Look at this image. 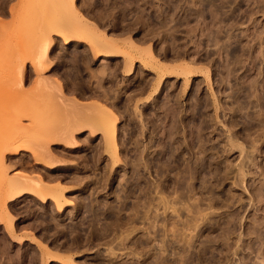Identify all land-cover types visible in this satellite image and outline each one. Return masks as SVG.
<instances>
[{
  "label": "rangeland",
  "instance_id": "obj_1",
  "mask_svg": "<svg viewBox=\"0 0 264 264\" xmlns=\"http://www.w3.org/2000/svg\"><path fill=\"white\" fill-rule=\"evenodd\" d=\"M177 1L186 12L172 10ZM199 3L198 0H0V149L2 145L6 148L15 142L30 144L32 152L41 153L44 149H40L38 142L42 136H48V121L50 124L62 122V126L71 121V135L76 133L74 130H80V134L76 133V149L51 145L57 159L63 161L53 169L37 163L30 152L32 148L16 155L7 153V167L5 170L0 167V194L7 180L17 175L36 179L42 176L46 184L56 186L60 183L67 189L64 199L68 200V207L62 214L63 209H58L54 202L42 203L32 194L7 201L5 206L0 202V264H157V259L163 258L166 260L163 264H177L183 260L179 252L189 247L186 241L190 239L194 240L192 247L197 255L206 247V254L201 253L202 264H264V239L260 240L264 238V129L263 126V132L257 129L259 122L264 120V109L262 112L257 108L249 110L258 117L255 122L246 119L245 111L238 114L242 118L231 112L238 86L248 89L252 81L258 80L259 91L264 94V0H218L219 13L209 4L205 9L200 8ZM171 31H174L176 43L168 40L165 44L160 39L162 35L171 39ZM65 34L71 38L69 40L74 38L73 42H65ZM216 34L219 36L217 43L213 41ZM97 40L109 42V48L116 53L95 55L89 45ZM131 43H135V47ZM46 44H50V63L42 60ZM165 46H169L166 58L163 56ZM149 48L155 50L157 63L149 60L146 52ZM174 50L185 56L176 59ZM128 60L134 67L131 74L125 73ZM156 64L164 70L157 69ZM184 65L194 69V73L181 75L178 70ZM160 81L165 86L157 98L155 88ZM191 89L199 90L198 97L192 98ZM198 99L201 103V108L197 106L195 111L198 115L193 113L192 117L188 113L185 121L194 118L195 123L205 121L209 124L202 133L196 128L193 134L187 131V139L196 143L192 156L203 159L206 165L200 179L205 182L206 189L182 199L180 190L166 184L169 182L155 169L146 173L145 182L141 183L145 189L152 190L148 198L140 187L126 185L138 158L136 141L139 140L144 148L154 134L151 147L159 149V141L166 137L162 117L167 116L171 123L176 118V106H181L180 109L185 106L188 111L199 104ZM155 105L157 111L152 110ZM109 111L118 119L121 156L128 164L125 166L123 160L113 167V172L118 168L126 169L125 175L121 172L124 176L121 173L120 177L116 176L125 179L123 182L122 179L106 182L104 179L109 176V172L107 175L105 172L112 165L110 150L105 144ZM141 111H147L145 120L152 127L159 125L161 128L150 130L148 123V129L142 134ZM157 115H161V119ZM234 117L237 123L232 128L230 122ZM246 122L255 125L249 138ZM171 136L169 140L174 146L178 145L177 141L183 142L184 136L175 135L174 129ZM202 140L207 144V154L199 153L198 142ZM232 141L238 146L231 152ZM186 152L188 160L191 154ZM86 154H90L89 157ZM251 158L255 160L253 163L249 161ZM85 164L87 168L91 164L93 170L90 166L89 171L84 170L83 166L87 169ZM218 168L222 173L221 185L213 177ZM82 178L92 179L96 187L91 180L88 183L85 179V182L80 181ZM122 184L127 186L128 192L121 193L128 207L123 213L125 223L122 224L127 229H124L125 234L130 235L126 247L120 246L113 234L108 235L109 240L93 239V233L96 237L102 233L104 223L112 226L111 221L102 218L98 228L96 225L93 230L88 226L92 215L87 208L85 210V205L79 211L74 205L81 198L82 202H89L94 195V200L100 201L96 211L115 208L117 194L125 188ZM161 184H166V195L157 190ZM87 195L88 201L83 198ZM163 197L170 202V209L165 213L162 207L154 206L145 218L146 200L153 198L158 203ZM197 206L201 214L196 213L199 212ZM132 219L136 223H130ZM254 231L257 234H253ZM111 252L118 260H110Z\"/></svg>",
  "mask_w": 264,
  "mask_h": 264
},
{
  "label": "bare ground",
  "instance_id": "obj_2",
  "mask_svg": "<svg viewBox=\"0 0 264 264\" xmlns=\"http://www.w3.org/2000/svg\"><path fill=\"white\" fill-rule=\"evenodd\" d=\"M198 1H200L201 2V4H200V8H203V9H205L206 7L205 6H208V4H209V0H198ZM218 0H211L210 1V4H209V6L211 7H214L215 8V10H219V6H218V4L216 3ZM220 1V0H219ZM186 3V2H185ZM182 4L181 3H179V1H177V2H175V4H174V7H172V10L174 9V11L176 12V11H179V10H184L183 8H182V6H181ZM201 5H202V7H201ZM118 9V8H117ZM206 10H208V9H206ZM214 10V9H213ZM214 10V11H215ZM170 11H171V9H170ZM187 10H184V12H186ZM203 11V10H202ZM201 10H200V12H202ZM209 11V10H208ZM211 11V10H210ZM216 11V12H217ZM204 12V11H203ZM202 12V13H203ZM207 12V11H206ZM190 13V12H189ZM202 13H200V15L202 16ZM218 13H219V11H218ZM124 14V13H123ZM217 14V13H216ZM218 15V14H217ZM125 16V15H124ZM205 17V16H204ZM202 18V17H201ZM163 23V22H162ZM199 23V22H198ZM164 27L163 25H160V28H162V27ZM156 28H158V26L156 27ZM215 29V28H214ZM157 30V29H156ZM175 31V30H174ZM174 31H171V33L173 32V34H171V35H173L172 37H170L171 39H168L169 37L166 35V36H163L162 35V39H160V40H162V42H164L165 44H167L168 43V40H171V43H173V44H175L176 43V38H174ZM221 31V30H220ZM154 33H156V32H154ZM158 33V32H157ZM164 34V33H163ZM161 35V34H160ZM159 35V36H160ZM170 35V36H171ZM217 35V34H216ZM214 36L215 38H213V41L215 42V43H217V40H218V38H219V36L217 35V36ZM63 38H65L64 40H65V42H67L68 41V43H69V41H72L74 38H72V40H69V39H71V38H69L68 37V35L67 34H65L64 35V37ZM76 41H78V40H76ZM73 42V41H72ZM67 43V44H68ZM160 43H161V41H160ZM163 43V44H164ZM214 43V44H215ZM172 44V45H173ZM131 45H132V43H131ZM134 45H135V43H134ZM134 45H132V46H134ZM89 46H91V48H92V51H93V53L96 55H98V54H106V55H110L111 53L112 54H115L116 52L115 51H113L112 50V47H111V49L109 48L110 46H109V42H106L105 40H102V41H93ZM167 46V45H166ZM165 46V48L163 49V53H164V58H166V57H168L167 56V54H168V47L170 46H168V47H166ZM135 47V46H134ZM152 48H149L146 52L148 53V55L150 56V58H149V60H151L153 63H157V61H158V59H157V57H156V54L153 52V51H155V50H151ZM178 49V48H177ZM44 51H43V54H44V56H43V59L42 60H46V62L48 63H50V61L48 60L49 58H50V56H49V50H50V44H49V46H48V44H46V47L43 49ZM159 51V50H158ZM174 51H176L175 52V58L177 59V58H182V57H184L185 55L184 54H182L181 53V51H177V50H174ZM184 52V51H183ZM118 54V53H117ZM220 54V53H219ZM158 55V54H157ZM162 56V55H161ZM241 56H242V54H241ZM82 57V56H81ZM108 57H111V56H108ZM156 57V58H155ZM262 58H264V55H263V57ZM170 59V58H169ZM238 59V58H237ZM241 59V58H240ZM151 61H150V63H151ZM192 62V61H191ZM243 63V62H242ZM78 64V63H77ZM146 64V63H145ZM148 64V63H147ZM147 64H146V66H147ZM159 64V63H158ZM156 66H158L157 64H156ZM149 67H153V66H149ZM157 69H162L161 67H159L158 66V68ZM67 70V69H66ZM65 70V71H66ZM108 70V69H107ZM162 70H164V69H162ZM63 71H64V69H63ZM180 73H181V75H183V76H188V75H190V74H192V73H194V69H189L186 65H184V66H182L179 70H178ZM67 73H68V71H66ZM105 69L103 70V72H101L102 74L101 75H103V74H105ZM134 72V67H133V64L132 63H130V61L128 60L127 61V65H126V71H125V73L126 74H131V73H133ZM70 73V72H69ZM68 73V74H69ZM109 73V72H108ZM261 73V72H260ZM68 74H66V77H67V75ZM107 74V73H106ZM261 74H263V72L261 73ZM61 75V74H60ZM65 75V74H64ZM76 75H78L77 73H76ZM111 75V74H110ZM94 76H96V75H94ZM104 76V75H103ZM68 77H69V75H68ZM71 77V76H70ZM70 77H69V79H70ZM77 78L79 77V76H76ZM81 77V76H80ZM97 77V76H96ZM72 78V77H71ZM102 78V77H101ZM67 79V78H66ZM68 79V81H70ZM85 79V78H84ZM89 80V79H88ZM84 81H87V79L86 80H84ZM78 82V81H77ZM105 82V81H104ZM48 83V82H47ZM76 83V82H75ZM81 83V82H80ZM100 83V82H99ZM50 84V83H49ZM103 84V83H102ZM105 84V83H104ZM260 83H258V80H254V81H252L251 83H250V87L248 88V89H246V88H244L243 87V85H241V86H238L237 87V91H238V93H237V96H236V98H235V100H234V107H233V109L231 110V112H233L234 113V116H239L238 114H240L241 115V113L243 114V112L245 111V116H246V119L247 118H249L250 120H251V122L252 121H254L255 122V120H257L258 119V117H256V115L254 116L253 114H251L250 113V111L249 110H251L252 108H254L253 110H256V108L257 109H262L261 110V112L263 111V109H264V106H263V103L264 102H262L261 103V100H263L264 99V94H261L260 93V91H259V87H260V85H259ZM263 85V84H262ZM77 87H79V86H81V87H83L81 84L80 85H76ZM75 86V87H76ZM84 86H85V84H84ZM100 86V85H99ZM164 86L165 85H161V81L160 82H158V84H157V86H156V88H155V91H156V95H157V98H159V96L161 95V92L162 91H164ZM101 87V86H100ZM80 89H82V88H80ZM77 90V89H76ZM112 90V89H111ZM61 91V93L63 94V91L62 90H60ZM78 91V90H77ZM79 91H81L82 92V90H79ZM78 91V92H79ZM113 91V90H112ZM111 91V92H112ZM154 91V92H155ZM199 91V90H198ZM198 91L196 92V89H191V91H190V95L192 96V98H195V96H197L198 94ZM104 92V91H103ZM64 95V94H63ZM163 95H164V93H163ZM240 95H243L242 97H243V100L241 99V97H240ZM170 96V95H169ZM191 96H190V98H191ZM198 97V96H197ZM106 98V97H105ZM161 98V97H160ZM244 98H245V100H244ZM256 99L255 101H251V99ZM175 99V98H174ZM132 100V99H131ZM130 101V100H129ZM198 102H199V104L198 105H196V107H193V108H190V110L188 109V111H187V108L185 107V106H183V109H180L179 107H181V106H179L178 105V103H177V105L178 106H176V107H178V108H176L175 109V114L174 115H176L175 117V120L173 121L174 122V124H173V126H172V123L173 122H171L170 123V121H169V119H168V117L166 116L165 118H163L162 117V119H163V124L162 125H164V133H166V137H165V139H163V140H160L159 141V143L160 144H158V147H159V149H156V147H155V149H152V147H151V144L153 143V137H154V134H151L153 137L151 138V140L150 141H148V143L149 144H147L146 146L144 145L143 147L144 148H141V142L139 141V140H137L136 141V144H137V153H135V154H137L138 155V158H137V155H136V162H135V164L132 166V169H131V172L130 173H132V175H131V177H129V180H128V178H127V180H126V182H127V184L126 185H128V184H130V186H133V187H135L136 189H137V187H140V191L145 195V197H149L150 195H151V193H152V190H151V188L149 187V188H147V189H145L142 185H141V183L144 181L145 182V180L144 179H146V173H151L154 169L156 170H154L159 176H161V177H165L166 178V180H167V182H169V183H166V184H169V185H172L175 189H177V191L178 190H180V193H181V196H180V198L182 197V199L183 198H186L187 196H190V195H193V194H196L197 192H200L201 190H205L206 189V186H204L203 187V185H205V182L204 181H201L200 182V179H201V174H203L204 172L203 171H206V165H205V163H204V161H203V159H201V158H199V157H197V156H192L193 154L192 153H194V151H193V148H194V146H195V142H193V140L191 141L190 139H187L188 138V136H187V134H188V132L190 131V133H192L193 134V129L194 128H196V130H199V132L200 133H202V131H204L206 128H208L209 127V124H205L204 122H201L200 124L197 122V123H195L196 121H195V119L194 118H190V120L188 121H185V117L187 116L186 114H188V113H190V115H192V117H193V113L194 114H197V113H195V111H196V108H198L197 106H201V103H200V100L198 99L197 100ZM131 102V101H130ZM156 102L158 103L159 102V99H158V101L156 100ZM155 102V103H156ZM175 103V104H176ZM188 103V102H187ZM154 105V104H153ZM157 105V104H156ZM156 105L155 106H153L154 108L152 109V110H154L155 109V107H156ZM128 106V109L130 108L129 107V105H127ZM158 106H159V104H158ZM188 107V106H187ZM158 108V107H157ZM201 108V107H200ZM126 109V108H125ZM128 109H127V113H128ZM131 109V108H130ZM156 111H157V109H155ZM160 110V109H159ZM158 110V111H159ZM148 111V110H147ZM146 111V112H147ZM145 111L143 112V111H141L139 114H140V117H143L144 119L142 120V131H141V133L143 134L144 133V129H148V127H149V125H148V123L150 124V122H147L145 119H146V116H145V113H146ZM255 112V111H254ZM261 112H259L260 114H261ZM130 113V112H129ZM159 114H160V111L158 112ZM199 113V112H198ZM256 113V112H255ZM132 114V113H131ZM147 114H149V113H147ZM208 114V113H207ZM162 115V114H161ZM161 115H157L158 116V118H159V116H161ZM182 115V116H181ZM198 115V114H197ZM200 115V114H199ZM149 115H147V117H148ZM196 115H194V117H195ZM261 116V115H260ZM259 116V117H260ZM263 116H264V114H263ZM108 117H109V122H108V124H107V131H106V133H105V144H106V149H108V151L110 150V153H109V155L111 156V159H112V165H111V167H108V171L107 172H105V175H107L108 174V172H109V176H105V175H103V176H105L104 177V179H105V182L106 181H112V180H114V179H118V178H116V176H117V174L119 175L121 172H123V174L125 175V173H124V171H126V169L124 168V171L122 170L123 168H118V170H116V171H114L113 172V167H115V166H117V164H119L120 165V162H122L123 160H124V157L122 158V156H121V154H122V152H121V150H122V147H121V139L119 138V136L117 135V122H118V119L115 117V114L113 113V111H109L108 112ZM241 116H239V118H240ZM151 118V117H150ZM149 118V119H150ZM242 118V117H241ZM257 118V119H256ZM159 119H161V117L159 118ZM164 119H165V123H164ZM189 119V118H188ZM236 118L234 117L232 120H231V127L232 128H234L235 126H236V123H237V120H235ZM244 119V118H243ZM245 119V120H246ZM151 120V119H150ZM150 120H148V121H150ZM153 120V119H152ZM151 120V121H152ZM260 120V119H259ZM247 121V120H246ZM249 121V120H248ZM51 122V121H50ZM50 122L48 121V122H46V123H48V124H46V128H47V133H48V136H47V134H46V136L45 137H43L42 136V138H41V142L39 141L38 142V144H40L39 145V147H40V149L42 150V149H44L41 153L40 152H37L36 150V153L35 152H32L34 149H33V147L31 146V148H30V144L28 145H25V143L24 144H19L18 142V144H16L15 142V145H14V143H12V145L10 144V145H8L6 148H4L5 146L4 145H2V147H1V149H0V167L2 168V170H5V166L7 167V164H6V162L5 161H7L8 160V156H7V153L9 152L10 154H12V155H16V154H20L19 152L20 151H22L23 149H28V150H30L31 149V151L30 152H32L33 153V157H34V159L36 160V162L38 163V162H41L42 164H44L48 169H53L56 165H58V164H60V163H63V161L62 160H58L57 159V156L55 155V153H54V150L52 149V147H51V145H63V147L64 148H66L67 150H73L74 148L76 149L77 148V146H78V141H77V136H76V133L77 134H80V130H78V129H76V130H74V132H76V133H72V135L71 134H69L70 132L69 131H71L70 129H72L71 127L73 126V125H71L72 124V122L70 121L69 123L68 122H65L66 124L64 125V126H62V122H53L52 124H50ZM249 123V122H246L247 124L245 125V131L246 132H249L248 134H247V137L249 138V136H250V134H251V130H254L255 129V125L253 124V123ZM64 123V122H63ZM71 123V124H70ZM153 124H155V123H153ZM199 124V125H198ZM260 124V125H259ZM259 124L257 125V129H262V126H263V129H264V120H261V123L259 122ZM161 125V124H160ZM62 126V127H61ZM157 126V125H156ZM159 126V125H158ZM157 126V127H158ZM260 126V127H259ZM49 127V128H48ZM150 130L153 128V127H155V126H151V124H150ZM157 127H155V128H157ZM187 127H189L190 129H187ZM211 127V126H210ZM244 127V126H243ZM45 128V129H46ZM59 128H61V131H59L60 129ZM155 128H154V130H155ZM158 128H161V127H158ZM49 129V130H48ZM59 129V130H58ZM174 129V132H175V135H177V136H179L180 137V135L183 137L184 136V138H183V142H181V141H177V142H175V143H177L178 145H176V146H174L173 144H172V142L170 141V140H172L170 137H169V135L171 136V134H172V130ZM187 129V130H186ZM44 130V129H43ZM158 130V129H157ZM189 130V131H188ZM59 131V132H58ZM188 131V132H187ZM258 131V130H257ZM262 132H263V130H261ZM82 132V131H81ZM153 133V132H152ZM154 133L155 134H157V132H156V130L154 131ZM165 135V134H164ZM238 135H236V137L235 138H238L237 137ZM172 137V136H171ZM264 137V136H263ZM169 138H170V140H169ZM231 138V137H230ZM255 138V137H254ZM167 139V140H166ZM233 139H234V136H233ZM239 139V138H238ZM256 139V138H255ZM261 139V138H260ZM207 141V140H206ZM231 141V140H230ZM256 142V141H255ZM146 143V142H145ZM227 143V142H226ZM231 144L233 143V141L232 142H230ZM36 144H37V142H36ZM234 145H231L232 147H230L231 149H230V151L232 152L234 149L233 148H237V146L235 145V143H233ZM253 144H254V142H253ZM29 146V147H28ZM34 146V145H33ZM38 146V145H37ZM206 146H207V144L202 140V141H200V143L198 142V150H199V153L200 154H207L208 153V149L206 148ZM38 147V148H39ZM66 149H64L65 151L64 152H67V150ZM254 150H256L255 148H254ZM186 151H188V154H191V156L189 157V159L187 160V158H186V156H185V152ZM229 151V152H230ZM191 152V153H190ZM257 152V151H256ZM259 152V151H258ZM57 153V152H56ZM68 153V152H67ZM125 153V152H124ZM130 154V153H129ZM186 154H187V152H186ZM187 154V155H188ZM87 155V154H86ZM88 155H90V154H88ZM87 155V157H89ZM92 155V154H91ZM96 155V154H95ZM99 155V154H98ZM182 155H184V156H182ZM82 156H85L84 154H82L80 157H82ZM101 156H103V153H102V155L100 154L99 155V159L101 160L102 159V157ZM86 157V158H87ZM202 157V156H201ZM252 158H254L255 156H251ZM83 158V157H82ZM81 158V159H82ZM251 158V159H252ZM89 159V158H88ZM93 159V158H92ZM91 159V160H92ZM97 159V158H96ZM98 159V160H99ZM83 160H85V158L83 159ZM99 160V161H100ZM81 161V160H80ZM249 161H252V163H253V161H255L254 159H252V160H249ZM9 162V161H8ZM84 162V161H83ZM86 162H89L90 163V161L89 160H86ZM92 162V161H91ZM106 162V161H105ZM124 162V164H125V166H127L128 164H126L125 162H127L126 161V159L123 161ZM134 163V162H133ZM251 163V162H250ZM251 163V164H252ZM255 163V162H254ZM123 164V165H124ZM256 164V163H255ZM254 164V165H255ZM81 165H83L82 163L80 164V166ZM87 165H88V163H87ZM86 164H85V167L87 166ZM91 164H89V166H90ZM89 166H88V168H89ZM125 166H122V167H125ZM87 168V167H86ZM88 168L87 169H85L84 168V166H83V169L84 170H88ZM90 168H91V166H90ZM110 168V169H109ZM92 170H93V168H91ZM212 169V168H211ZM219 169V168H218ZM215 170L216 172L213 174L214 176V178L216 179V182L219 184V185H221V183H222V173H220V169L219 170ZM80 171H81V169H79ZM84 170H83V172H84ZM245 170V169H244ZM89 171V170H88ZM105 171V170H104ZM82 172V171H81ZM244 172V171H243ZM48 173V172H47ZM86 173L88 174V172L86 171ZM107 173V174H106ZM51 174H53V173H51ZM79 174H80V172H79ZM83 174V173H82ZM82 174H80V175H82ZM84 174H85V172H84ZM104 174V173H103ZM122 174V173H121ZM121 175V176H124V175ZM172 174H174L173 176H174V180H173V178L171 177L172 176ZM221 174V175H220ZM54 175V174H53ZM147 175H149V174H147ZM55 176V175H54ZM89 176V174L87 175V177ZM90 176H92V175H90ZM102 176V177H103ZM127 176V175H126ZM242 176V175H241ZM40 178H33V177H28V176H24V174L22 175V174H20V175H17V177L16 178H14V179H12V180H7V182H6V184H5V189H4V191L2 190L1 191V194H0V202H2V206H5V204L7 203V201H11V200H14V199H16V198H20V197H22L23 195H26V194H32L33 196H36V197H38L39 198V200L42 202V203H46V202H48V201H52V202H54L57 206L56 207H58V209H63V212H62V214L64 213V211H65V207H68L66 204H68L67 203V201L64 199V197H65V193H66V190H65V188L62 186V185H56V186H50V185H48V184H46V182L43 180V178H42V176H39ZM64 177V176H63ZM82 177H83V175H82ZM86 177V176H85ZM95 178L96 179V177L95 176H92V178ZM117 177H120V175L119 176H117ZM150 177V176H149ZM157 177V176H156ZM55 178H57L56 176H55ZM64 178H66V177H64ZM63 178V179H64ZM77 178L79 179V177L77 176ZM90 178V177H89ZM164 178V179H165ZM172 178V184H170V179ZM224 178V177H223ZM58 179V178H57ZM60 179V178H59ZM84 179L85 178H82V180L80 179V181H84ZM103 179V180H104ZM108 179V180H107ZM120 179H122V177L121 178H119L118 179V181L120 180ZM226 179V178H225ZM61 180V179H60ZM91 180V182L93 181L92 179H90ZM90 180H86L85 179V181L87 182V181H90ZM99 181H100V179H98ZM98 180H97V182H98ZM123 180H125V179H122L121 180V182H123ZM80 181H78V183L80 182ZM84 181V182H85ZM115 181V180H114ZM117 181V182H118ZM75 182H76V178H75ZM83 182V183H84ZM94 182H95V180H94ZM121 182L120 183H118V185L119 186H121ZM150 182V181H149ZM81 183V182H80ZM83 183H82V185H83ZM88 183V182H87ZM93 183V182H92ZM111 183V182H110ZM90 184V183H89ZM88 184V185H89ZM97 184V183H96ZM96 184L95 183H93V185L92 186H95L96 187ZM99 185H100V183H98ZM105 184H107V183H105ZM166 184L165 185H163V184H161V185H159L157 188V190H159V192H160V194H164V195H166L165 193L168 191L167 190V188L165 187L166 186ZM82 185H80V187L82 186ZM123 185V184H122ZM148 186H149V184H147ZM146 185V186H147ZM155 185V184H154ZM218 185V186H219ZM223 185V184H222ZM85 186V185H84ZM84 186H82V187H84ZM90 186V185H89ZM98 186V185H97ZM124 186V185H123ZM156 186V185H155ZM94 187V188H95ZM125 187V186H124ZM124 187H122V189L124 188ZM127 187V186H126ZM126 187L124 188V190L122 191L121 189V191H119L120 193H118L119 194V196H118V194H117V197H118V199H117V206L114 208V207H111L109 210H107V208H102L104 211L103 212H98V211H96L95 210V208H98V207H96V204L98 203V201L96 202V200L98 199H96V200H94V195H92L93 197H91V198H93V200L92 199H88L89 200V202H82V198L79 200V203H75L74 205H75V209H77L78 211L79 210H81L83 207H84V205H85V210H86V208H87V210L86 211H88L92 216V219L91 220H89V218H88V220H89V227H92V229L94 230V227H96V225H97V228H98V225H99V221H101L100 219H104V220H106V221H111L110 222V225L112 224V226L110 227L108 224H109V222H108V224H107V226H106V224L104 223V225H105V227L104 228H102L103 229V231H102V233H100V234H98L96 237H95V235H94V233H93V239H95V238H101V239H108L109 238V234H113L114 235V239H117V240H119V244H120V246H123V247H126V241L128 240V238H129V236L130 235H126L125 233H126V231L124 230V229H126V228H123V226H122V224L123 223H125L124 222V218H123V213L126 211V210H128V207H127V205H126V201H124L123 199H122V197H121V195H123V194H126V193H128L127 192V189H126ZM152 187V186H151ZM169 187V186H168ZM88 188H90V187H88ZM91 188H93V187H91ZM119 188H121V187H119ZM132 188V187H131ZM134 188V189H135ZM204 188V189H203ZM87 189V188H86ZM135 189V190H136ZM168 189H170V188H168ZM171 189H172V187H171ZM175 189H173V190H175ZM93 190V189H92ZM119 190V189H118ZM82 191V190H81ZM94 191V190H93ZM156 191V190H155ZM214 191V190H213ZM90 193H91V191H90ZM121 193H123V194H121ZM87 194H89V193H87ZM155 195V194H154ZM153 195V196H154ZM161 195V196H162ZM83 196V195H82ZM89 196H90V194H89ZM86 197H88V195L87 196H85V197H83V198H85L86 199ZM90 198V197H89ZM188 198V197H187ZM67 199V198H66ZM84 200V199H83ZM87 200V199H86ZM87 200V201H88ZM105 200V199H104ZM147 202L144 204V206H143V209L145 210V215H144V217L145 218H147L148 217V214H149V212H151V210L153 209V207L154 206H157L156 208H158V209H160L161 207L164 209V212L166 213L169 209H170V206H169V203L170 202H168L164 197H163V199L161 198V201L159 200V202L157 203L156 202V200H154L153 198H149L148 200H146ZM78 202V201H77ZM81 202V203H80ZM100 202V201H99ZM105 202V201H104ZM70 203V202H69ZM73 203V202H72ZM88 203V204H87ZM102 203H103V201H102ZM108 203V202H107ZM106 203V204H107ZM101 204V203H100ZM104 204V203H103ZM109 204V203H108ZM98 206V205H97ZM104 206H107V205H105L104 204ZM104 206H102V207H104ZM111 206V205H110ZM172 207V206H171ZM108 208H109V205H108ZM135 208H137L135 211H136V214L138 215L140 212H139V207L137 206V207H135ZM199 208L200 207H198L197 206V209L199 210ZM84 209V208H83ZM101 209V208H100ZM172 209V208H171ZM194 209V208H193ZM1 210H3V209H1ZM5 210H6V208H5ZM133 210V211H134ZM142 210V209H141ZM196 210V209H195ZM201 210V209H200ZM200 210H199V212L198 211H196V213H200L201 214V212H200ZM85 211V213L87 214V212ZM174 211V210H173ZM176 211V210H175ZM1 212V211H0ZM6 212H7V210H6ZM61 212V211H60ZM81 212V211H80ZM190 212V211H189ZM79 214V213H78ZM77 214V215H78ZM201 216V215H200ZM135 217V216H134ZM75 218V217H74ZM85 218V217H84ZM76 219V218H75ZM139 219V218H138ZM208 220V219H207ZM103 221V220H102ZM149 221V220H148ZM85 222V221H84ZM195 222V221H194ZM102 223V222H101ZM130 223H136V220H134V219H132L131 220V222ZM193 223V222H192ZM82 224V223H81ZM194 224H196V223H194ZM103 225V224H102ZM101 225V226H102ZM193 225V224H192ZM125 226H126V224H125ZM89 227H88V229H89ZM127 227V226H126ZM131 227V226H130ZM133 227V226H132ZM186 227V226H185ZM193 227H195L194 225H193ZM119 229V231L117 232V230ZM188 229V228H187ZM91 230V229H90ZM95 230H96V228H95ZM127 230V229H126ZM99 231V230H98ZM125 231V232H124ZM92 232V231H91ZM96 232L97 231H95V234H96ZM120 232V233H119ZM131 233V232H130ZM202 233V232H201ZM200 234V233H199ZM253 234H257L256 233V231H254L253 232ZM199 236V235H198ZM259 238H260V236H258ZM91 238V237H90ZM106 239V240H107ZM186 239V238H185ZM185 239H182V241H186ZM262 239H264V238H260V240L262 241ZM109 240V239H108ZM117 240H115V241H117ZM112 241V240H111ZM114 241V240H113ZM94 243H95V241H94ZM194 243V240L193 239H190V240H187L186 241V245L188 244V246L189 247H183L182 249H181V251L179 252V253H181V254H179L180 256H181V259H183L182 260V262L181 263H183V264H202L203 263V259L201 258V253L203 254H206L205 252H206V247L205 248H203V250L200 252V254H196L197 252H194V249H193V247H192V244ZM128 245V244H127ZM206 245V244H205ZM119 246V247H120ZM111 247V246H110ZM164 248V247H163ZM181 248V247H180ZM165 249H166V247H165ZM132 250V249H131ZM191 250H193V253H192V251ZM104 256V255H103ZM106 256V255H105ZM110 256L112 257H109V258H111L110 260H118V257H116L117 255L115 254V253H113V252H111V254H110ZM115 256V257H114ZM129 256V255H128ZM102 257V256H101ZM165 258H163L162 260L160 259V260H158L157 259V264H159V262H161L162 264H163V262H166V260H164ZM154 260V259H153ZM181 263H177V264H181ZM165 264V263H164ZM175 264V263H174Z\"/></svg>",
  "mask_w": 264,
  "mask_h": 264
}]
</instances>
